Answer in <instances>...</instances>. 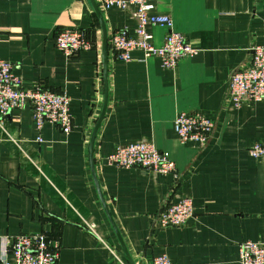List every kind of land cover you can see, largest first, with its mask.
Returning <instances> with one entry per match:
<instances>
[{
  "label": "crops",
  "instance_id": "1",
  "mask_svg": "<svg viewBox=\"0 0 264 264\" xmlns=\"http://www.w3.org/2000/svg\"><path fill=\"white\" fill-rule=\"evenodd\" d=\"M147 2L196 47L175 67L140 50L116 59L112 34L126 27L138 37L131 8L0 0V58L24 87L64 92L72 116L68 133L46 122L40 143L29 105L3 119L0 264L11 260L12 237L40 231L59 243L57 264H152L161 254L176 264H240L238 243L264 240V157L248 152L264 142V99L235 106L227 96L230 73L264 44V0ZM68 27L84 29L91 49L58 50L55 35ZM147 32L162 45L163 27ZM180 112L213 121L207 143L180 142ZM137 142L167 151L177 175L108 164L116 147ZM182 197L192 199L193 217L161 227L160 210Z\"/></svg>",
  "mask_w": 264,
  "mask_h": 264
},
{
  "label": "built area",
  "instance_id": "2",
  "mask_svg": "<svg viewBox=\"0 0 264 264\" xmlns=\"http://www.w3.org/2000/svg\"><path fill=\"white\" fill-rule=\"evenodd\" d=\"M104 8H131L137 21L131 37L127 28L116 30L111 37V45L116 59L129 61L134 50L143 52V56L159 57L164 67H175L179 59L192 55L196 47L184 35L173 29L168 15L152 12L147 0H100ZM165 29L161 46H154L152 36L147 32L149 26ZM264 36V18L262 21ZM55 47L65 56H73L91 49L92 42L87 32L81 28L68 27L59 30L54 38ZM250 60L234 69L227 81L228 99L239 106L244 101L264 99V44L250 47ZM14 64L0 58V127L4 117L13 109L31 107L32 118L38 132L36 141L42 142L40 131L46 122L57 125L64 133L72 129V116L69 112V97L64 92H54L40 86L24 87L19 76L14 73ZM174 129L182 143L195 142L205 144L209 141L214 123L199 112H180L174 119ZM254 157H264V142H255L249 149ZM106 160L108 164L123 167H141L163 175H177V168L169 153L158 149L151 142L128 143L116 147ZM194 215L192 199L182 197L177 201H168L157 215L161 227H178ZM94 231L93 224H87ZM7 252L11 260L4 264H57L59 243L45 232L22 233L10 239ZM240 264H264V240H244L238 243ZM152 264H176L165 254L157 255Z\"/></svg>",
  "mask_w": 264,
  "mask_h": 264
}]
</instances>
